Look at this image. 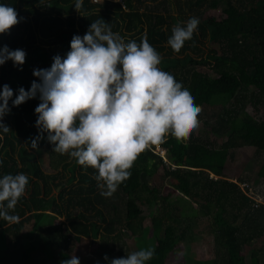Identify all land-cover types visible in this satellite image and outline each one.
<instances>
[{"label": "trees", "instance_id": "1", "mask_svg": "<svg viewBox=\"0 0 264 264\" xmlns=\"http://www.w3.org/2000/svg\"><path fill=\"white\" fill-rule=\"evenodd\" d=\"M177 3L176 14L168 10L167 0H83L80 12L75 9V0H0V4L15 8L20 21L0 34V48L7 45L26 52L22 66H15L11 60L0 66V91L9 85L13 100L21 87L29 90L34 80L39 82L33 75L35 69L50 68L57 55L66 58L73 36L83 37L93 21L103 19L125 42L140 43L146 38L162 57L159 67L190 91L201 112L204 106H220L221 113L210 131L219 138L226 136L218 146L194 132L186 140L166 137L159 144L165 149L166 160L155 151L157 145L152 146L136 160L130 177L106 198L94 179L96 171L53 152L46 132L38 148L31 147L32 140L41 136L35 113L39 95L18 107L10 100L11 111L3 123L11 131L0 133V178L24 173L29 183L15 210H10L20 217L19 222L9 224L0 218V235L7 241L0 248V264H19L24 257H31L33 248L46 264H55L59 253L71 252L72 240L99 237L104 239L101 256L109 257H101L99 264H110L112 258L128 254L124 243L115 244L122 235H139L137 250L153 248L143 224L148 217L162 258L153 256L147 264H179L171 263L167 255L179 243L194 240V227L203 219L206 227L199 234L212 238L221 261L200 258L185 264H247L244 249L256 239H264L263 194L252 190L249 180H241L248 184L243 190L223 172L233 149L250 146L260 161L257 178L264 180V118L246 111L247 105L264 107V0ZM206 9H220L222 15H205ZM192 17L199 19L198 28L176 53L168 46V38L176 25L183 26ZM40 149L48 151L54 173L45 171L38 161L34 151ZM160 170L163 182L153 184ZM163 184L179 196L173 197L171 191L164 194ZM250 193L258 194L261 201ZM76 207L81 210L74 214ZM45 215L52 217L51 224L43 225ZM58 217L64 220L55 225ZM30 222L31 229L22 231ZM31 232L35 233L31 238L37 237L40 243L34 242L29 249L22 240ZM250 262L264 264V245L251 249Z\"/></svg>", "mask_w": 264, "mask_h": 264}, {"label": "clouds", "instance_id": "2", "mask_svg": "<svg viewBox=\"0 0 264 264\" xmlns=\"http://www.w3.org/2000/svg\"><path fill=\"white\" fill-rule=\"evenodd\" d=\"M74 6L80 12L83 0H75ZM19 22L14 7L0 4V34ZM198 25L196 17L183 26L176 25L168 46L179 53L193 38ZM70 47L66 58L57 55L50 68L35 69L33 75L39 82L34 80L29 90L21 87L14 100L11 87L3 85L0 133L11 131L3 123V117L11 111L10 100L18 107L39 95L35 113L41 136L32 140L31 147L37 149L46 132L47 140L54 145L53 152L94 169L100 194L111 197L130 177V169L142 153L168 136L189 138L199 125L201 108L182 83L159 67L162 57L146 38L140 43L125 42L108 23L98 19L83 37L74 35ZM9 60L22 66L26 52L5 45L0 48V66ZM28 183L24 173L0 178V218L9 224L20 220L10 210H15ZM154 254L153 248L140 249L112 258L110 264H147ZM61 264H80V260L72 255Z\"/></svg>", "mask_w": 264, "mask_h": 264}, {"label": "rangeland", "instance_id": "3", "mask_svg": "<svg viewBox=\"0 0 264 264\" xmlns=\"http://www.w3.org/2000/svg\"><path fill=\"white\" fill-rule=\"evenodd\" d=\"M148 3H150V0H147ZM178 1L180 0H167V7L168 10L178 13L179 12V6ZM185 0H181L183 2ZM160 10H164V8H160ZM163 12V11H162ZM205 15L209 16H215L217 18L221 17L222 13L220 9H206ZM210 72L208 68H204L205 70ZM220 106H204L200 115L199 119V125L198 127L193 131L195 135L199 136L201 139L209 140L211 143L215 144L216 146L220 145L224 140L226 139V136H222V138L214 136L211 131L210 127L214 126L216 124L218 113L220 111ZM246 111L258 118H264V107H259L258 109H255L252 105H247ZM206 122V123H205ZM256 149L254 147L250 146H244L240 148H236L232 150L231 155L229 156L228 160L226 161L225 167H224V177L228 179L229 181L237 182L240 187L242 185L241 180H249L251 182V189L255 190L256 193L258 191L259 193H262L264 196V180L257 178V171L259 169V160L256 159ZM34 154L36 155L38 161L41 162L42 167L45 169V171L54 173L56 169L50 167V156L47 150H37L34 151ZM163 176H162V170H160L159 174L156 176V179L152 181L153 184L160 185L163 182ZM75 184V183H74ZM243 186V185H242ZM163 193L172 192L173 197L179 196V193L174 191L173 188H171L169 185L164 186L162 185ZM53 190V193L58 192V188ZM258 194H255L254 196L257 197L259 201H261L262 198L258 196ZM250 196L254 197L251 193ZM194 205H197L195 203ZM81 209L76 207L72 209V212L74 214L79 213ZM63 217L55 218V221L53 223L55 225L61 223L63 221ZM43 225L47 222L51 224L52 217L45 215L43 217ZM206 219H203L200 223L195 225V230H197L196 238L192 240L191 242H182L179 243L176 246V250L167 255L168 260L171 261V263H189L192 262L194 259H210L213 261L214 258H216L217 262L221 261L220 256L216 254L214 245L212 243V238L210 236H205L204 234H199L201 229L203 227H206ZM144 227H145V233L146 237L150 239V244L152 245L153 249H155L154 258L161 259L162 255L159 251V247L156 244L155 238H154V232L152 228L151 219L148 217L144 220ZM32 222L25 225L24 229L22 231H26L31 229ZM42 227V226H41ZM41 227L39 229H41ZM38 229V230H39ZM35 233L31 232L30 234L26 235L22 241L23 243H26L27 248H33L34 242L40 243V240H38L37 237L31 238L34 236ZM140 238V236H132V235H122L121 239L116 241V245H123L124 248H127V253H131L133 251H137L136 249V243L137 240ZM6 237L2 234L0 235V248L3 249L5 247ZM32 243V244H31ZM103 243L104 239L103 237L99 238H76L75 240H72L71 243V252L62 251L59 253L60 260L54 261L55 264H61L62 260H67L68 257L71 258L72 255H75L79 260L80 264H99L101 262V259L104 258V256H101V253H103ZM139 244L141 246L144 245V241L141 239L139 240ZM139 245V246H140ZM261 245H264V239L255 240L250 247H246L243 251V255L245 256L247 264H251L250 262V254L251 249L254 247H259ZM31 257H24L22 261H20L19 264H46L45 259L43 261L42 257L39 256L40 254L37 252L36 248H33L30 250ZM69 253V254H68ZM39 254V255H38ZM70 255V256H69ZM28 256V255H27ZM219 256V257H218ZM35 257V258H33ZM102 257V258H101ZM210 261V262H211ZM179 263V264H180ZM213 263V262H212ZM263 264V263H262Z\"/></svg>", "mask_w": 264, "mask_h": 264}, {"label": "built area", "instance_id": "4", "mask_svg": "<svg viewBox=\"0 0 264 264\" xmlns=\"http://www.w3.org/2000/svg\"><path fill=\"white\" fill-rule=\"evenodd\" d=\"M103 1H106V0H90L91 3H101ZM107 1L123 3L124 0H107ZM155 151L159 152L164 157V159L166 160V158H165V149L163 147L157 145V147L155 148ZM242 185H241V188L243 190H245V188L248 186V184H245V183H242Z\"/></svg>", "mask_w": 264, "mask_h": 264}, {"label": "crops", "instance_id": "5", "mask_svg": "<svg viewBox=\"0 0 264 264\" xmlns=\"http://www.w3.org/2000/svg\"><path fill=\"white\" fill-rule=\"evenodd\" d=\"M64 220V219H63ZM262 246V245H261ZM261 246H259V247H261Z\"/></svg>", "mask_w": 264, "mask_h": 264}]
</instances>
